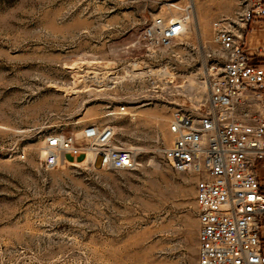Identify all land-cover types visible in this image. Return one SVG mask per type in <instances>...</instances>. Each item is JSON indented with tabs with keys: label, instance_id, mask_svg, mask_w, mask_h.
I'll return each mask as SVG.
<instances>
[{
	"label": "rangeland",
	"instance_id": "rangeland-1",
	"mask_svg": "<svg viewBox=\"0 0 264 264\" xmlns=\"http://www.w3.org/2000/svg\"><path fill=\"white\" fill-rule=\"evenodd\" d=\"M238 0H0V264H198L195 173L174 169L163 145L174 109L187 105L209 54L213 22ZM190 16L186 34L146 57L155 16ZM139 58L152 83L130 81ZM121 68L119 86L80 91L95 68ZM124 67V68H123ZM145 67V68H144ZM193 84L191 89L187 87ZM145 95L136 118L110 115L102 98ZM115 104H119L115 103ZM113 121L131 149V171L94 169L85 156L43 164L50 133Z\"/></svg>",
	"mask_w": 264,
	"mask_h": 264
},
{
	"label": "built area",
	"instance_id": "built-area-1",
	"mask_svg": "<svg viewBox=\"0 0 264 264\" xmlns=\"http://www.w3.org/2000/svg\"><path fill=\"white\" fill-rule=\"evenodd\" d=\"M234 15L213 22V41L201 79L192 88L187 105L177 106L169 122L174 138L163 145L164 159L178 171L195 173L199 222L198 264H264V46L249 51L247 35L264 21V0H238ZM188 14L155 16L144 30L146 57L160 48H170L187 32ZM134 58L123 66L130 81L149 78L152 83L171 72L142 67ZM123 67V68H124ZM145 68V67H144ZM121 68H95L80 77L81 92L96 95L117 88ZM145 95L102 98L110 115L136 118V108ZM119 104H115L118 103ZM78 133H50L45 138L43 164L51 169L67 156L88 159L94 169L131 171L136 168L134 152L121 145L119 128L113 121L90 122Z\"/></svg>",
	"mask_w": 264,
	"mask_h": 264
},
{
	"label": "crops",
	"instance_id": "crops-1",
	"mask_svg": "<svg viewBox=\"0 0 264 264\" xmlns=\"http://www.w3.org/2000/svg\"><path fill=\"white\" fill-rule=\"evenodd\" d=\"M248 48L251 53L259 46H264V21L256 24L247 35Z\"/></svg>",
	"mask_w": 264,
	"mask_h": 264
},
{
	"label": "bare ground",
	"instance_id": "bare-ground-1",
	"mask_svg": "<svg viewBox=\"0 0 264 264\" xmlns=\"http://www.w3.org/2000/svg\"><path fill=\"white\" fill-rule=\"evenodd\" d=\"M180 16H181V15H180ZM180 16H178V17H180ZM178 17H174V18H178ZM188 18L190 19V16H189V15H188ZM193 86H194V85L191 84V85L188 86L187 88H188V89H191ZM204 86H205V85H204ZM172 135H173V134H172ZM77 136H80V134L78 133ZM94 158H95L94 153L89 152L88 159H87L86 161H88V160H90V159H93V160H94Z\"/></svg>",
	"mask_w": 264,
	"mask_h": 264
}]
</instances>
